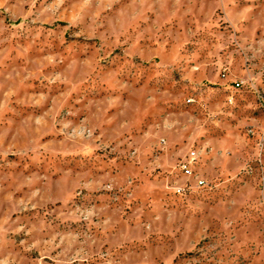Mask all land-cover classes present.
<instances>
[{
	"label": "rangeland",
	"instance_id": "374dc122",
	"mask_svg": "<svg viewBox=\"0 0 264 264\" xmlns=\"http://www.w3.org/2000/svg\"><path fill=\"white\" fill-rule=\"evenodd\" d=\"M0 264H264V0H0Z\"/></svg>",
	"mask_w": 264,
	"mask_h": 264
},
{
	"label": "built area",
	"instance_id": "2783aa9c",
	"mask_svg": "<svg viewBox=\"0 0 264 264\" xmlns=\"http://www.w3.org/2000/svg\"><path fill=\"white\" fill-rule=\"evenodd\" d=\"M236 84L238 86L241 85L240 82H237ZM198 156H200V153L197 150H191L189 152V154L187 155L186 159L181 162L180 168H181V171L183 172V174L185 176L196 178V186L197 187H203L206 185V181L199 178V175L197 172L195 174H188V165L189 164H196L197 165ZM184 191H185V188L178 187V192H184Z\"/></svg>",
	"mask_w": 264,
	"mask_h": 264
},
{
	"label": "bare ground",
	"instance_id": "6f19581e",
	"mask_svg": "<svg viewBox=\"0 0 264 264\" xmlns=\"http://www.w3.org/2000/svg\"><path fill=\"white\" fill-rule=\"evenodd\" d=\"M193 164H189L188 165V174H190L191 173V166H192Z\"/></svg>",
	"mask_w": 264,
	"mask_h": 264
}]
</instances>
